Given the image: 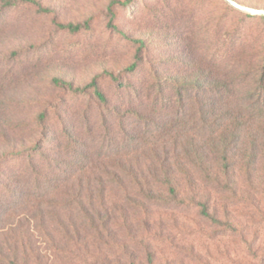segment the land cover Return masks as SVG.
<instances>
[{
  "label": "rangeland",
  "instance_id": "1",
  "mask_svg": "<svg viewBox=\"0 0 264 264\" xmlns=\"http://www.w3.org/2000/svg\"><path fill=\"white\" fill-rule=\"evenodd\" d=\"M35 1L50 12L0 0V264H259L264 16L226 0ZM94 80L105 104L75 92ZM226 140L243 196L215 180ZM188 181L228 230L185 201Z\"/></svg>",
  "mask_w": 264,
  "mask_h": 264
},
{
  "label": "trees",
  "instance_id": "2",
  "mask_svg": "<svg viewBox=\"0 0 264 264\" xmlns=\"http://www.w3.org/2000/svg\"><path fill=\"white\" fill-rule=\"evenodd\" d=\"M24 2L27 3H32L35 6L38 7V10L40 12L43 13H49L50 10L47 8H42L40 7V5L38 4V2H36L35 0H23ZM130 1V0H128ZM128 1H126V3H128ZM4 5L5 6H13L16 4V0H3ZM112 4H115V2H113ZM59 28L61 29H66L70 32H79L81 31L84 27H88V22H86V24L82 25V24H57ZM141 44H143L142 41H137ZM141 49V48H140ZM137 68L136 65H133L129 71L133 72L135 69ZM110 78H112L115 82H118V78L114 77L113 75H109ZM67 86V84H66ZM93 90L94 94L99 98V100L102 103H106V100L103 98V96L99 93L98 90V83L97 80H94L91 84H89L87 87H85L84 89H77L75 90L76 94L82 95V94H87L88 91ZM228 145L229 142L228 140L225 141L224 143V147L225 150L223 152L219 153V156H217L215 158L216 162H214L216 165H218V172L216 175L215 180L217 181L218 184L222 185L223 187L227 190L230 191L233 196L237 197L239 194H241L242 196L244 194L247 193L246 190L244 189H240V187L238 186L237 181L235 180V174L233 172V168L231 165V158L229 157V153L227 151L228 149ZM262 149H261V155L264 159V141L263 144L261 145ZM249 160V158H248ZM253 160L255 161L256 159L253 157ZM244 168L243 170L245 171V176L247 178V181L253 183V176H256V174L251 172V168H252V159L250 161V163H246L244 162ZM258 180V182L262 185L264 183V179H262L261 177H257L256 178ZM179 183L176 182V179L173 177V175L168 174L165 180V183L163 186H166L169 188V193L172 196V198L176 199L179 198ZM188 184V193L185 195V201L189 202L192 206L196 207L197 209L200 210V215L204 220H209L212 221L213 223L217 224L218 226L223 227V230H228V228L230 226H232L231 224H233L227 217L229 216H222L221 218L218 215V211L215 210L214 215L210 212V205L208 204L207 201H205V199L201 200V198H199V193L193 189L194 183L193 182H187ZM40 209V206L38 207ZM224 211H227V206L224 207ZM223 212V210H222ZM236 226V225H233ZM239 225L236 226L235 231L238 233L239 231ZM251 249H253V253L251 255H253V259H251L254 262H257L259 264H264V250H260L258 249L255 244L250 246ZM255 248L256 251H255ZM154 253H152L151 251L148 252V256H147V264H155V258H154Z\"/></svg>",
  "mask_w": 264,
  "mask_h": 264
},
{
  "label": "water",
  "instance_id": "3",
  "mask_svg": "<svg viewBox=\"0 0 264 264\" xmlns=\"http://www.w3.org/2000/svg\"><path fill=\"white\" fill-rule=\"evenodd\" d=\"M226 2L234 7L235 9L241 11V12H244V13H247V14H251V15H260V16H264V9H255V8H251V7H248V6H244L240 3H238L237 1L235 0H226Z\"/></svg>",
  "mask_w": 264,
  "mask_h": 264
}]
</instances>
